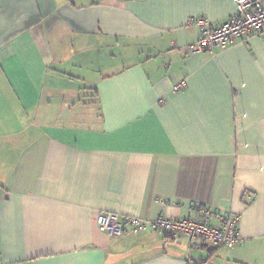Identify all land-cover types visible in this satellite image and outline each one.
Instances as JSON below:
<instances>
[{"label": "crops", "instance_id": "0c3cea01", "mask_svg": "<svg viewBox=\"0 0 264 264\" xmlns=\"http://www.w3.org/2000/svg\"><path fill=\"white\" fill-rule=\"evenodd\" d=\"M235 14L233 0H0V264H264V32L186 52L190 20ZM192 205L238 216V246L95 226Z\"/></svg>", "mask_w": 264, "mask_h": 264}, {"label": "built area", "instance_id": "2783aa9c", "mask_svg": "<svg viewBox=\"0 0 264 264\" xmlns=\"http://www.w3.org/2000/svg\"><path fill=\"white\" fill-rule=\"evenodd\" d=\"M236 14L222 25L215 27L202 18L190 20V24L199 30L195 43L186 48V52L197 54L203 51L212 52L216 48H227L248 37H259L264 32V5L261 0H233ZM185 87L180 82L172 91L178 93ZM219 220L218 225H211L210 220ZM238 216L216 213L215 210L197 206L189 207L186 218L159 217L151 222L137 218L121 219L116 215L98 214L95 226L99 233L116 239L125 236L139 235L146 230L164 234L175 242L186 240L188 246L200 244L212 249L225 247L232 249L238 246Z\"/></svg>", "mask_w": 264, "mask_h": 264}, {"label": "trees", "instance_id": "16d2710c", "mask_svg": "<svg viewBox=\"0 0 264 264\" xmlns=\"http://www.w3.org/2000/svg\"><path fill=\"white\" fill-rule=\"evenodd\" d=\"M191 208H197V205H192V206H190ZM199 207V206H198ZM216 213H217V211H215ZM237 229H238V226H237Z\"/></svg>", "mask_w": 264, "mask_h": 264}]
</instances>
